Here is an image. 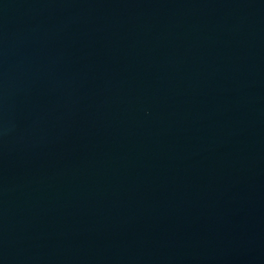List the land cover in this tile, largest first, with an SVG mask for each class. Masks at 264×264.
Listing matches in <instances>:
<instances>
[{"label":"water","instance_id":"95a60500","mask_svg":"<svg viewBox=\"0 0 264 264\" xmlns=\"http://www.w3.org/2000/svg\"><path fill=\"white\" fill-rule=\"evenodd\" d=\"M0 264H264V0H0Z\"/></svg>","mask_w":264,"mask_h":264}]
</instances>
